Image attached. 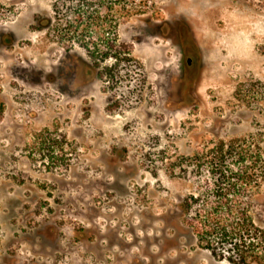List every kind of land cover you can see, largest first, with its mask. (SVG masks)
<instances>
[{"label":"rangeland","instance_id":"obj_1","mask_svg":"<svg viewBox=\"0 0 264 264\" xmlns=\"http://www.w3.org/2000/svg\"><path fill=\"white\" fill-rule=\"evenodd\" d=\"M0 2V264H233L180 205L264 146V0Z\"/></svg>","mask_w":264,"mask_h":264},{"label":"trees","instance_id":"obj_2","mask_svg":"<svg viewBox=\"0 0 264 264\" xmlns=\"http://www.w3.org/2000/svg\"><path fill=\"white\" fill-rule=\"evenodd\" d=\"M4 16L0 2V23ZM104 56L108 58V52ZM196 163L199 173L206 172L211 179V185L186 197L180 205L192 234L215 257L233 264H264V231L249 214L250 200L264 183L263 144L221 141L197 154Z\"/></svg>","mask_w":264,"mask_h":264}]
</instances>
